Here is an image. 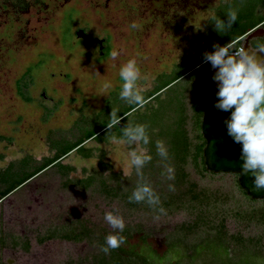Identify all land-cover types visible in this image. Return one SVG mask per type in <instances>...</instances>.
Listing matches in <instances>:
<instances>
[{"label": "rangeland", "instance_id": "374dc122", "mask_svg": "<svg viewBox=\"0 0 264 264\" xmlns=\"http://www.w3.org/2000/svg\"><path fill=\"white\" fill-rule=\"evenodd\" d=\"M206 1L207 8L203 5L195 14L185 10L178 34L175 21L163 28L161 23L147 25L150 5L142 0H26L24 11L0 7V169L15 160L14 165L22 169L24 158L38 162L53 155L50 145H69L76 133L84 131L80 120L84 117L85 124L86 118L119 95L123 85L119 71L129 59H136L141 70L140 91L150 90L157 76L174 74V66L222 40L225 30H215L213 17L225 22L233 9L250 21L264 15V0ZM133 22L136 29L130 27ZM81 29L105 39L102 49L77 38L75 33ZM113 50L120 51L115 60L110 55ZM182 83L162 97H172L173 92L181 95ZM18 87L23 96L17 94ZM184 102L190 116L188 93ZM187 131L190 138L196 134L191 120ZM84 148L92 150L90 158L72 150L62 160L73 168L66 178L55 168L47 169L0 204L3 264H99V260L102 264H202L201 255L209 253L217 264H264V227L255 216L264 209V201L250 202L236 176L198 173L188 162L187 181L208 195L207 206H196L188 197L178 199L181 186L168 190L171 181L162 177V163H157L145 175L161 198L159 206L166 209L167 214L156 219L157 212L146 203L131 205L124 198L137 182L129 167L128 146L114 140L106 144L89 140ZM100 156L120 175L118 179L109 177L107 170L101 172ZM90 176L97 179L96 186L82 189L73 184ZM99 179L116 189L114 195L99 192ZM170 197L172 204L162 205ZM109 211L124 217L126 241L105 254L101 247L113 233L104 220ZM200 212L206 222L194 226L193 233L186 232ZM220 223L228 250L225 244H200L215 236L214 228ZM48 235L55 238H45ZM61 235L68 238H56ZM6 236L19 242L26 239L27 248L2 246ZM177 238L183 241L174 243ZM185 244L196 247L192 255L183 252Z\"/></svg>", "mask_w": 264, "mask_h": 264}, {"label": "trees", "instance_id": "16d2710c", "mask_svg": "<svg viewBox=\"0 0 264 264\" xmlns=\"http://www.w3.org/2000/svg\"><path fill=\"white\" fill-rule=\"evenodd\" d=\"M205 3H207L206 0L201 3L202 8L203 5L204 8H207L208 3ZM6 5H10L12 8H14V10L16 9L17 11H24L26 10L27 2L26 0H0L1 8L5 9L4 7ZM263 22L264 15L258 16L257 18H255V20L253 19L250 21L247 20L245 16L237 14L235 23L232 24L230 28L225 29L226 35L223 33L221 35L222 40L219 39L216 44H220L222 46L225 43L231 41L236 48L241 47L246 34L249 31L255 29ZM225 23H227V18L225 20ZM260 26L263 27L264 24ZM203 42H205L204 44L207 43L205 35L202 39V43ZM261 44H264V37L261 39L257 38L250 41L251 48L255 50H257L258 46ZM212 50L213 49H207V47L203 48L202 52H200V50L190 57L184 59L181 64L174 66V74L171 75L170 73H168L157 76L155 80L156 83L152 87V89L141 91L142 95L145 98L143 107H139L134 104H128L126 101L121 100L118 95L115 99H113L111 103L110 101H107L106 105H104L103 108H101L100 111L96 112L91 118H86L85 124L82 123L84 117L80 120L81 130L84 131L79 134L76 133V137L73 139V141H71L69 145L67 144L62 148H53L50 145L51 152L53 153L52 156L43 157L38 162L34 161V159L29 160L26 157V159L24 158L22 161V169H19V167H16L14 165L16 160L10 162L5 169L0 170V186L4 188L2 189V192H0V200L24 183H27L28 180L31 181L32 178H35V176L47 169L49 170L51 168H55L61 177L66 178V176H68L69 173L73 171L72 167L62 164V160L67 157L68 153H70L72 150H75L79 152L83 157L90 158L92 150L84 148V144L87 141L94 140L96 143L106 144L109 142V140H113V136L117 138L121 137L122 129L124 128V126H126L129 122H132L133 124L140 123L147 124L149 126L148 134L150 137V142L147 146H144L142 144L141 146L148 148L149 153L153 156V159L145 166L143 170L144 174H147L148 169L155 168L157 166V163L159 162L162 163L161 166H163V162L156 152V141H162L169 152V162L175 167L176 178L174 181H171V183H174L175 187H177L178 185L182 188L180 191L181 195L178 199L188 197L190 202L196 203V206H207L208 195H206V193L202 192L201 190H198L195 184L189 183L187 181V175L184 169L188 162H190L195 168H197L198 173H209L204 167L202 158V150L205 145V141L200 133V125L202 119V109L200 106V101L203 91L207 87L215 85L212 81L214 70L211 68L210 63L203 62V54L205 52H211ZM28 73L29 71L27 70L23 74V77H26ZM207 74H209V76H207ZM181 80L183 81L181 95L173 92L172 97H162L164 93L172 90L173 87ZM19 90L20 89L18 87L17 94L19 96H23L24 94L21 92V90ZM120 91L118 93H120ZM186 93H188L189 95V110L191 113L190 116L187 115V108L184 102ZM111 111L117 114L120 120L119 124L111 125ZM189 120H191L192 129H194L196 133L193 138H190L187 131V123ZM109 127L110 129H108ZM98 166L101 172L104 170L109 171V177L113 179H118L120 177L118 173L116 174L111 171V168L108 164L103 162L102 156H100V159H98ZM13 170L18 174L20 173V177L16 176L13 179L8 174V172H11ZM209 174L213 175L212 173ZM94 178L95 177L91 176L86 177L81 180H76L73 184L81 187L82 189H88L92 186H96L97 179L94 180ZM98 181V190L100 193L104 194L105 196L114 195L116 189L114 187H109L106 184L105 179H99ZM240 191L247 199H249L250 202H255L247 197L244 191H242L241 189ZM130 195V193H126L124 195L126 202H128V197ZM175 200L176 199H174V201ZM168 203L170 205L172 204L171 197L167 201V203L162 202V205L164 204L165 206L168 205ZM129 204L137 206L140 203L133 202ZM248 216H252V214L249 213ZM255 216H257V221L260 222L264 227V209H262L260 213H255ZM205 222L206 219L200 212L199 217H197L195 222L185 227L186 232L193 233L194 226H198L199 223L204 224ZM214 229H216L215 236H213L211 239L202 241L200 244H213V247H218V245L225 244V249H227L229 244L223 240L225 237V235H223V225L220 223ZM126 234L127 233H125L124 235ZM45 238L55 237L48 235ZM56 238L66 239L68 237L67 235H61ZM230 239L236 241V243L238 242V244L240 245L243 244L240 238L231 237ZM176 241L181 243L183 239L177 238L175 239L174 243ZM184 247L185 250L183 252L190 255L193 254L192 248H196L195 246L190 247L187 244H185ZM181 256L184 257L183 255ZM198 256L199 255H197V257ZM201 256L204 257L203 261L208 262V264H217L214 262V260H212L215 259L213 258V254L209 253L206 256ZM203 261L202 264H206L203 263ZM102 263V260H99V264Z\"/></svg>", "mask_w": 264, "mask_h": 264}, {"label": "clouds", "instance_id": "9594fccd", "mask_svg": "<svg viewBox=\"0 0 264 264\" xmlns=\"http://www.w3.org/2000/svg\"><path fill=\"white\" fill-rule=\"evenodd\" d=\"M237 19V11L230 10L227 23L213 17L215 30L220 32L230 28ZM130 27L136 29L133 22ZM211 52L203 54V62L210 63L214 70L212 81L216 86V100L213 107L217 111L228 113L223 121L226 135L233 143L240 145L241 176L251 175L256 190L264 189V44L258 46V51H250L245 47L236 48L229 41L224 45L213 44ZM112 59L120 55V51L110 53ZM141 70L136 59H129L119 71L123 81L119 98L128 104L143 107L145 98L140 91L138 81ZM110 85L105 84V88ZM111 125L119 124L117 114L111 111ZM147 124H133L129 122L122 129V136L112 137L115 143L128 146L129 167L133 168L137 182L129 203H146L157 212L156 219L166 215V209L160 207V196L152 183L145 177L144 168L152 161L153 156L147 147H133V145L147 146L150 142ZM110 129V127L108 128ZM156 152L163 162L162 177L167 181L175 180V167L169 160V152L162 141H156ZM169 191H175L174 183L168 184ZM104 220L113 229V233L105 237V245L101 251L108 254L111 249L119 248L125 243L122 235L125 220L118 212H106Z\"/></svg>", "mask_w": 264, "mask_h": 264}, {"label": "water", "instance_id": "95a60500", "mask_svg": "<svg viewBox=\"0 0 264 264\" xmlns=\"http://www.w3.org/2000/svg\"><path fill=\"white\" fill-rule=\"evenodd\" d=\"M77 38H87L88 41L102 44L83 30L76 31ZM264 36V28L256 27L249 31L243 39L241 47H245L250 51H258L251 48L250 41ZM264 57V53H258ZM217 89L215 85L207 87L200 101L202 109V119L200 125V133L205 141L202 150L203 164L207 172L213 175L226 174L237 177L239 188L245 192V195L252 201L264 200V189L256 190L253 185V177L249 174L241 176L240 145L233 143L230 137L226 135V129L223 121L229 115L228 113L217 111L213 104L216 100Z\"/></svg>", "mask_w": 264, "mask_h": 264}, {"label": "flooded vegetation", "instance_id": "af4514ba", "mask_svg": "<svg viewBox=\"0 0 264 264\" xmlns=\"http://www.w3.org/2000/svg\"><path fill=\"white\" fill-rule=\"evenodd\" d=\"M142 1H146V3H147L146 6L150 5L148 8V11L146 12L147 14H146L145 21L149 20L147 22V25L150 24L151 22L161 23V26L163 28L169 22L171 23V22L175 21L176 24L174 26V29H175V33L178 34L180 29H181L182 24H180V22L183 20L182 17H183V13L185 12V10L189 9V11L187 12L188 15L191 14L190 12L195 14L196 12H198L200 7H202L201 3L204 0H142ZM178 16H181L180 18H182V19L179 20ZM173 18H176V19H173ZM262 24H264V22L261 23L260 25H262ZM260 27H262V26H260ZM263 28H264V26H263ZM81 30H83V29H81ZM161 31H162V29H161ZM93 38H95V37H93ZM95 39H97V38H95ZM97 40L102 41V44L99 45L98 43H94V42H92V43H94L96 45L98 50H101L103 45H104L105 39H97ZM99 47L101 49H99ZM97 144H99V143H97Z\"/></svg>", "mask_w": 264, "mask_h": 264}, {"label": "crops", "instance_id": "0c3cea01", "mask_svg": "<svg viewBox=\"0 0 264 264\" xmlns=\"http://www.w3.org/2000/svg\"><path fill=\"white\" fill-rule=\"evenodd\" d=\"M257 27H260V25L259 26H257ZM10 163V162H9ZM8 163V164H9ZM8 164L6 165V166H4V167H1V169L0 170H3V169H5L7 166H8ZM8 174L14 179L16 176H18L19 174L16 172V171H11V172H8ZM5 177V176H4ZM29 181V182H28ZM27 181V183H24L23 184V186H26L27 184H29L31 181L30 180H28ZM2 189H4V188H2V186H0V192H2ZM19 188H17L16 190H14L13 192H11L10 194H8L7 196H5L3 199H1L0 200V204H2L3 203V201H5L6 199H8L9 197H11V195H13L14 193H15V191H17ZM21 189V188H20ZM1 213V212H0ZM0 230H1V228H0ZM7 238L6 239H4V242H2V246H6V245H13V246H17V245H23V246H25V248H27V246H28V242H27V240L26 239H24V240H22V241H17V239H15V238H9L8 236H6ZM1 238V237H0ZM9 238V239H8ZM1 245V244H0ZM3 248H1L0 250H2ZM1 252V251H0ZM1 256H0V264H3L1 261Z\"/></svg>", "mask_w": 264, "mask_h": 264}, {"label": "built area", "instance_id": "2783aa9c", "mask_svg": "<svg viewBox=\"0 0 264 264\" xmlns=\"http://www.w3.org/2000/svg\"><path fill=\"white\" fill-rule=\"evenodd\" d=\"M238 48H240V47H238Z\"/></svg>", "mask_w": 264, "mask_h": 264}]
</instances>
